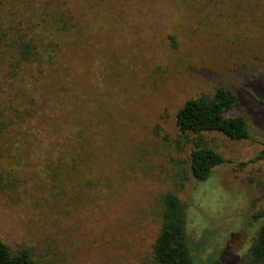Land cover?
Segmentation results:
<instances>
[{"label":"rangeland","instance_id":"obj_1","mask_svg":"<svg viewBox=\"0 0 264 264\" xmlns=\"http://www.w3.org/2000/svg\"><path fill=\"white\" fill-rule=\"evenodd\" d=\"M67 3L84 32L78 46L61 54L34 106L32 82L1 71L0 98L38 117L25 118L33 148L19 144L37 174L50 157L47 131L69 130L77 106L97 116L106 105L107 204L103 211L76 205L51 212L0 195V237L13 251L26 245L38 257L54 239L60 264H152L161 197L174 190L189 207L196 264H250L245 257L264 222L253 218L264 213V161L256 160L264 144V0L217 8L180 0ZM219 87L238 94L239 106L227 115L244 116L252 139L205 134L228 162L207 183L182 187L191 146L180 137L176 114Z\"/></svg>","mask_w":264,"mask_h":264},{"label":"trees","instance_id":"obj_2","mask_svg":"<svg viewBox=\"0 0 264 264\" xmlns=\"http://www.w3.org/2000/svg\"><path fill=\"white\" fill-rule=\"evenodd\" d=\"M234 1L180 0L184 6L192 3L189 6L204 5L205 8L225 7ZM83 35L80 20L67 0H0V71L22 77L25 84L32 82L30 97L34 106L47 74L56 70L61 54L78 46ZM172 43L175 44L173 37ZM238 106V94L219 87L212 95L186 101L178 110L176 124L180 137L191 146L182 187L185 181L191 180L202 185L207 183L214 170L228 162L216 148L208 145L205 134L219 133L232 141L252 139L244 116L227 115ZM102 108L106 105L100 107L97 116H91L87 109L77 106L79 114L75 111L70 115L73 122L69 120V130L47 131L52 138V146L47 151L50 157L43 161L42 170L37 174L30 173L31 156L19 144L23 141L28 150L33 148L28 141L30 130L25 129L30 123H25V118L32 121L38 117L31 109L21 110L18 105L7 104L0 98V195L13 203L28 198L35 206L47 207L51 212L76 205L103 211L107 204V131L102 123H107V110ZM95 117L98 121L93 122ZM54 153L55 159L51 158ZM256 160L264 161V144ZM43 175L45 178H41ZM188 209L178 192L169 190L162 195L158 212L160 229L152 244V264H196L188 233ZM253 218L262 219L264 213ZM49 241L38 257L26 245L13 251L0 237V264H52L48 261L51 255L57 256L54 264H60L61 251L54 239ZM246 258L250 264H264V222L256 230Z\"/></svg>","mask_w":264,"mask_h":264}]
</instances>
